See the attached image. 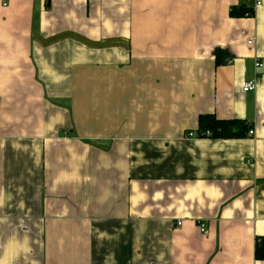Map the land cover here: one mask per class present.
<instances>
[{"label":"crops","instance_id":"crops-1","mask_svg":"<svg viewBox=\"0 0 264 264\" xmlns=\"http://www.w3.org/2000/svg\"><path fill=\"white\" fill-rule=\"evenodd\" d=\"M259 1L0 0V264H264Z\"/></svg>","mask_w":264,"mask_h":264},{"label":"trees","instance_id":"trees-1","mask_svg":"<svg viewBox=\"0 0 264 264\" xmlns=\"http://www.w3.org/2000/svg\"><path fill=\"white\" fill-rule=\"evenodd\" d=\"M252 15L251 9H233L230 12V16L233 17H251ZM214 55L216 66L225 64L226 53L216 48ZM249 130L250 126L239 119L218 120L213 115H201L198 118L197 136L202 138L205 133H209L207 137L209 139H238L245 137ZM255 258L264 260V241L262 239H257Z\"/></svg>","mask_w":264,"mask_h":264},{"label":"built area","instance_id":"built-area-1","mask_svg":"<svg viewBox=\"0 0 264 264\" xmlns=\"http://www.w3.org/2000/svg\"><path fill=\"white\" fill-rule=\"evenodd\" d=\"M260 5H261V2L259 0H255V6L258 7ZM3 6H5V3H3ZM247 43L251 44L252 43V39H249ZM259 66H260L259 63L255 64L256 68H258ZM257 83H258V78H255V79H253L251 81L243 83L242 88H241L242 92L246 93V92H250V91L255 90L256 86H257ZM248 135L249 136L253 135V131H249ZM208 136H209V133H205L203 135V138L200 137V136L194 135L193 133H188L186 138L187 139H191V138L207 139ZM177 225L178 226L181 225V222H178ZM199 230H200L201 233L206 234L204 224H202V223L199 224Z\"/></svg>","mask_w":264,"mask_h":264}]
</instances>
